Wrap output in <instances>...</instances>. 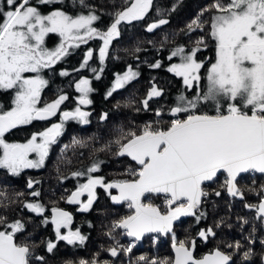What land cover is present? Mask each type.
<instances>
[{
    "label": "snow or ice",
    "instance_id": "1",
    "mask_svg": "<svg viewBox=\"0 0 264 264\" xmlns=\"http://www.w3.org/2000/svg\"><path fill=\"white\" fill-rule=\"evenodd\" d=\"M7 8H0V90L14 92L11 107L0 106V169L18 175L26 168H40L44 165L49 149L56 144L63 131V121L78 120L87 124L89 113L77 107L74 111L60 113L61 123L33 133L24 143L8 142L6 133L20 126L29 125L34 120H46L57 114L60 105L67 99L60 95L51 103L38 107L41 90L48 83L39 72L51 68L69 49L79 47L87 39L98 37L103 41L99 49V59L103 63L112 40L120 35L118 26L122 22L143 20L153 6V0H125L124 6L114 13V20L107 31H99L92 26L99 17L89 10L87 14L72 16L62 10L42 14L31 0H5ZM38 4L59 3L60 0H36ZM79 3L88 7L84 0ZM206 12H213L209 21L202 19ZM159 19L148 25L151 32L167 24ZM210 25L208 35L215 42V62L207 70V85L201 86L203 62L196 59L197 52L205 44L204 37L195 41L194 47L186 51L183 46L175 48L169 59L179 57L180 62L172 64L168 71L181 77L185 90H193L194 95L181 92L171 107L167 126L162 121L145 123L139 131L121 130L114 141L117 156H127L136 167L128 169L132 179L104 182L103 177L91 175L99 170V161H94L85 171H75L74 178L87 175V182L79 184L67 197V203L78 204L79 211H88L95 199V188L117 189L118 195L111 196L114 203H126L131 214L114 221L112 230L122 229V235L136 241L147 233L168 234L173 225L184 216H194L199 222L204 217L200 210L202 198L208 193L206 182H212L221 174H226L224 187L229 195L243 198L237 187L240 174H264V0H214L187 25L188 31L204 30ZM55 33L61 43L54 49L45 47V37ZM93 56L90 49L81 64L84 68ZM151 67H160L157 61ZM36 74L29 76L26 74ZM61 72V75H67ZM138 73L131 68L118 75L108 96L116 89L134 80ZM99 78V77H97ZM89 81L81 79L76 90L81 93L78 104L88 105ZM161 92L153 86L142 101L145 108L152 97ZM214 109L215 114L208 110ZM157 117L161 111L155 113ZM104 119V117H101ZM73 144L82 141L73 138ZM68 146H65L67 148ZM107 147V146H106ZM103 150V149H101ZM64 151V149H62ZM34 153L36 159H30ZM29 180L28 187L32 188ZM251 190V189H250ZM87 193V201L80 197ZM264 193V185L261 186ZM217 196L220 192L215 193ZM33 197L39 192L33 191ZM163 196L164 208L153 203L152 198ZM24 207L36 214H43L45 208L40 203H25ZM246 208L256 211L257 219L264 222V195L258 204H246ZM50 222L55 226L56 239L69 245L83 244L86 237L79 230L61 233L62 227L71 223L72 217L58 207L51 209ZM48 223V220L44 221ZM248 221L244 220L246 224ZM0 264H32L33 258L43 261L42 256L33 257V250L17 242V234L22 233L24 224L20 220L8 222L0 216ZM255 230V229H254ZM198 235L207 240L215 233L211 228L201 230ZM114 239V237H113ZM253 243L251 236L247 238ZM260 243L264 245V240ZM56 245L49 241L47 251L51 253ZM134 247L129 244L121 248L117 243L109 249L111 256L118 251L129 254ZM194 241L177 240L172 236L174 258L153 260L150 264H232L233 255L219 249L197 259L193 255ZM238 251L243 247L239 241L228 245ZM253 255L251 247L243 253L242 260L248 261ZM141 256L139 261H146ZM264 261V257H262ZM79 264H88L80 260ZM91 264H99L93 260ZM108 264V262H105Z\"/></svg>",
    "mask_w": 264,
    "mask_h": 264
},
{
    "label": "trees",
    "instance_id": "2",
    "mask_svg": "<svg viewBox=\"0 0 264 264\" xmlns=\"http://www.w3.org/2000/svg\"><path fill=\"white\" fill-rule=\"evenodd\" d=\"M33 0H31L32 2ZM212 0H153V6L143 20L130 22L129 27L124 28L119 39L111 45V56L106 65L107 71L100 80V86L105 85V80H109V71L122 73L131 68L137 72V77L124 85L117 91H113L103 108L104 119L97 126H92L83 133L88 137L84 145H74L63 148L59 153L52 155V164L45 169L48 173L44 176L40 197L42 204L49 209L57 207L59 201L64 197V190L72 184L79 185L87 181V175L74 178L75 171H85L94 161H99V169L109 181L122 177L132 179L128 175V169L135 166L128 159L116 156L117 145L114 141L119 137L121 130L139 131L148 122L157 120L166 121L170 119V108L175 106L176 98L184 92L185 95H194L193 90H185L183 80L168 68L179 63V57L169 56L171 52L180 46L186 51H190L195 41L204 37L205 44L197 52L196 59L203 62L201 86L207 85L204 69L213 57L214 43L208 35L210 25L205 24L204 30L196 29L188 31L187 25L201 12L209 6ZM73 6L80 4L79 0H72ZM125 0H87V10H92L99 18L95 23H104L108 26L114 20V13L121 9ZM46 6V5H45ZM82 8V6L80 4ZM2 8H7L2 7ZM46 7H43V11ZM84 14H87L86 12ZM213 12H206L202 19L209 21ZM166 19L167 24L159 26L149 32V24ZM143 21V23H142ZM157 61L160 67H151ZM156 86L161 95L152 97L145 108L142 101L147 98V92ZM161 111L160 117L155 116L157 111ZM208 110L210 114H215L214 109ZM162 126V125H161ZM78 135V134H77ZM76 135V136H77ZM107 146V147H106ZM103 149V150H101ZM93 174V173H92ZM91 174V175H92ZM9 177V176H8ZM4 177L0 173V216L8 222L20 220L24 224L22 233L17 234V242L27 244L33 250V257L42 256L43 261L33 258L32 264H63L68 262L78 264L79 260L87 261L88 264L95 259L100 264H150L153 260L172 259V236L177 240L194 241L192 248L193 255L198 258L206 252L219 249L226 254H232V264H264V245L260 243L264 240V228L262 221L257 219L254 209L246 208V204H256L261 198V186L264 181V174H245L237 179V187L243 192V198L229 197L225 195V176L219 175L211 184L204 185L207 197L202 198L200 210L204 212V217L197 222L195 217L185 219L173 226V232L164 237L149 236L144 237L139 244H135L132 251L125 255L123 251H118V255L113 257L109 249L117 243L123 247L129 245L125 235L120 229L108 233L112 230L114 221L127 216L131 210L127 205L112 206L109 202L94 205L91 210L80 215L76 221L82 226L85 234V241L81 245L56 246L51 253L47 251V243L52 240L51 225L45 223L47 211L40 215H35L22 205L24 196L21 195L20 183L14 179ZM251 189V190H250ZM220 192L217 196L215 193ZM59 199V200H58ZM153 203L159 204L163 198H152ZM56 205V206H55ZM49 213V212H48ZM77 217V216H76ZM244 220L248 222L243 223ZM211 228L215 233L207 240L201 238L198 233L201 230ZM255 229V230H254ZM0 230H3L0 228ZM251 236L252 244H249L248 237ZM114 237V239H113ZM239 241L243 247L238 251L235 245ZM56 245V244H55ZM251 247L253 255L248 261H243L242 256ZM144 256L146 261H139L138 258Z\"/></svg>",
    "mask_w": 264,
    "mask_h": 264
},
{
    "label": "flooded vegetation",
    "instance_id": "3",
    "mask_svg": "<svg viewBox=\"0 0 264 264\" xmlns=\"http://www.w3.org/2000/svg\"><path fill=\"white\" fill-rule=\"evenodd\" d=\"M84 2L86 4L87 0H84ZM31 3L34 6L38 7L39 11H41L42 14H49L51 11L57 9L65 11L66 14L72 16L89 12V10H87L86 7L82 8L80 4H75V6H73L72 0H60L59 3H49V4H38L36 0H33ZM3 6L4 7L7 6L6 2L5 0H0V8H2ZM43 7H46L44 11L42 10ZM111 23H109L108 26H106V24L104 23H97V24L95 23V25L92 24V26L95 27L97 30L103 32L111 25ZM129 24H130L129 22H122L118 26L119 32H122L123 29L126 27L128 28ZM119 38H120L119 36L114 38L110 43L108 47V52L105 55L103 63H101L99 59L98 49H96L95 46L93 45L95 42L94 40L95 38H91V39H87L86 43H81L79 47L70 48L69 54L64 56L51 68L42 69L39 72V75L43 79L47 80L48 83L41 90V98H40V102L38 103V107H43L45 104L53 102L60 95H65L67 99L60 105V108L55 116H52L46 120H34L29 125L20 126L16 129H13L9 133H6L5 135L6 140L8 142L24 143L27 141V139L31 137L33 133L44 131L45 129L51 127L52 124L61 123L60 113L64 111H74L77 107H80L82 111H86L89 113L88 116L89 122L87 124H83L75 119H69L67 121H63V125H64L63 131L61 135L57 138L56 144L50 147L49 155L46 157L45 163L42 167L26 168L23 169L18 175H12L8 173L6 169H0V173L4 177L9 176L8 178L14 179L16 182L20 183V187L22 189L21 195L24 196V201L22 202L23 206L25 203H29V202L42 204L40 200L41 199L40 195L38 197H33L31 193L33 191L40 193L42 187L41 180H43L44 176L48 174L45 171V169H47L49 165L52 164V160H51L52 155L55 152L59 153V151L62 150L65 146L71 147L74 145H80V146L84 145L85 144L84 142L87 141L88 137L84 136L83 133L85 131H88L92 126H97L98 124H100V122L102 121L101 117H104L106 115L104 114L103 108L100 109V106L105 104V100H108L110 98V96H108L107 94L113 88L112 86L113 79L117 76V74H119L118 71H113L112 69L109 71L110 78L107 81L105 80V85L100 86L99 82L102 79L103 74L107 71L106 65L109 60L108 58L111 56V52H110L111 45H113L115 41H117ZM60 43H61V37L58 34L50 33L45 37V47H47L48 49H54ZM90 49L93 52V56L88 60L87 65L84 68H81L80 66L84 62L85 54ZM62 71L67 72L68 74L61 75ZM26 75L34 76L36 74L30 73ZM81 79H87L89 81L88 87L92 89V91L88 93V99L91 101V103L88 105L78 104V99L81 93H79L76 90V84ZM119 89H116L115 91ZM13 96H14V92L11 90L8 91L0 90V106H3L4 109H9L12 106L11 101ZM73 138L82 141V144H73ZM29 158L36 159L37 157L34 153H32L30 154ZM101 171L102 170L99 169L97 172L93 173L92 175L94 177H103L105 183L112 182L109 181ZM116 178L117 179L115 180H126L122 177H116ZM29 180L33 181L32 188L28 187ZM86 182L87 181H84L82 183H86ZM77 186L78 185L72 184L68 189L64 190L63 191L64 197L58 202L59 205L57 207L65 210L72 217L71 223H69L67 227L61 228V233L66 234L69 230L71 231L79 230L80 233L85 236L84 229L76 221V219H78L80 215H83L85 212L78 210L80 207L78 204L67 203V197L71 195L73 191L76 190ZM94 191H95V199L93 201L91 208H93L94 205H99L100 203L109 202L111 204L110 197L114 194V192L111 189H108L106 191L103 187L97 186ZM87 198H88L87 193H85L80 197L81 201L84 202L87 201ZM42 205L44 206L45 210L51 212L52 208L49 209L47 206H45V204ZM91 208L89 210H91ZM47 211H45V214ZM48 212L46 215L49 221L50 214ZM33 214L40 215L36 213ZM51 233L53 236L51 242L56 244V246H63V247L69 246V244L66 241H58L56 239L55 229H53L52 226H51ZM74 245H81V244L77 242L76 244H73V246Z\"/></svg>",
    "mask_w": 264,
    "mask_h": 264
},
{
    "label": "water",
    "instance_id": "4",
    "mask_svg": "<svg viewBox=\"0 0 264 264\" xmlns=\"http://www.w3.org/2000/svg\"><path fill=\"white\" fill-rule=\"evenodd\" d=\"M117 156V155H116ZM117 157H119V158H127L128 160H129V162L130 163H132L135 167H136V165H135V162H133L129 157H127V156H117ZM252 173H254V172H252ZM245 174H247V173H245ZM245 174H240L239 176H238V178L237 179H239L240 177H243V176H245ZM256 174H258V175H260V173H256ZM223 175V174H222ZM224 176H225V178H226V174H224ZM213 182V181H212ZM212 182H206L205 183V185H208V184H211ZM263 185H264V181H263V183H262ZM113 192H114V194L113 195H118V190L117 189H111ZM112 195V196H113ZM225 195H227V196H229V197H233V196H231V195H229V193H228V191H227V189H226V187H225ZM261 195H264V193H261ZM161 197H163V196H161ZM110 201H111V205L112 206H114V207H116V206H120V205H127L126 203H120V204H117V203H114L113 201H112V199H111V197H110ZM260 201V200H259ZM259 201L257 202V204L259 203ZM63 210V209H62ZM130 210V209H129ZM63 211H65V210H63ZM49 214H50V219H49V223H50V225L53 227V229H55V226L50 222V220H51V216H52V212H49ZM131 214V213H130ZM129 214V215H130ZM255 214H256V211H255ZM191 217H193V216H184V217H181L178 221H175L174 222V225L175 224H177V223H179L180 221H182V220H185V219H189V218H191ZM173 225V226H174ZM262 227L264 228V222H262ZM120 230H122V229H120ZM123 231V230H122ZM169 234H171V233H168V234H158V233H147V234H145L142 238H141V240L144 238V237H149L150 235H157V236H159V237H164V236H166V235H169ZM125 237H126V239L129 241V240H131V241H133V242H135V243H140V241L141 240H139V241H136L134 238H131V237H127L126 235H125ZM170 252H172V259L174 258V251H173V249H172V246H171V250H170ZM213 252V251H212ZM211 252H206L205 254H203L202 256H200V257H198L197 259H199V258H201V257H203V256H205V255H208V254H210ZM264 257V256H263ZM100 264V263H99Z\"/></svg>",
    "mask_w": 264,
    "mask_h": 264
},
{
    "label": "rangeland",
    "instance_id": "5",
    "mask_svg": "<svg viewBox=\"0 0 264 264\" xmlns=\"http://www.w3.org/2000/svg\"><path fill=\"white\" fill-rule=\"evenodd\" d=\"M213 2L212 3H214V0H212ZM224 2L225 3H227V0H224ZM211 3V4H212ZM210 4V5H211ZM104 31H107V29L106 30H104ZM93 38H95L94 40H95V42H94V46H95V48L96 49H98V52H99V49L102 47V45H103V41L101 40V39H99L98 37H93ZM213 43H214V49H213V57H212V59H211V61L209 62V63H207V67L204 69V76H207V70H208V68L210 67V64L211 63H213V62H215V42L213 41ZM203 69V68H202ZM126 72V71H125ZM125 72H122L121 74L119 73V74H117V76L118 75H123ZM116 76V77H117ZM116 77L113 79V83H112V86H113V84H114V82H115V79H116ZM181 78V77H180ZM207 80V79H206ZM183 82V81H182ZM207 82V81H206ZM149 92V91H148ZM147 92V93H148ZM156 116V115H155ZM169 120L167 119L165 122L163 121V124H162V126H164V127H166L167 126V122H168ZM161 198V197H160ZM257 204V203H256ZM160 207H161V209L163 210V208H164V202L163 201H160L159 202V204H158ZM122 231V230H121ZM150 236H157V235H150ZM171 241H172V239H171ZM133 244V245H135V243L134 242H131V241H129V244ZM80 261V260H79ZM79 261H77V262H79ZM51 264V263H50ZM63 264H71V263H68V262H64ZM76 264V263H75ZM79 264V263H78ZM90 264V263H89ZM101 264H103V263H101Z\"/></svg>",
    "mask_w": 264,
    "mask_h": 264
}]
</instances>
